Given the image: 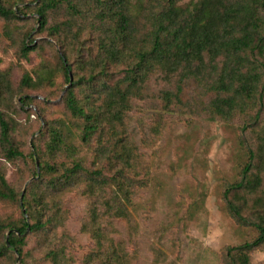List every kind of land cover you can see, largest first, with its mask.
Returning <instances> with one entry per match:
<instances>
[{"label": "rangeland", "instance_id": "obj_1", "mask_svg": "<svg viewBox=\"0 0 264 264\" xmlns=\"http://www.w3.org/2000/svg\"><path fill=\"white\" fill-rule=\"evenodd\" d=\"M49 1L3 0L19 9L20 19L0 17V111L23 155L9 162L0 149V175L16 194L13 201L0 200V224L48 223L27 234L22 264H231L240 256L227 250L253 241L254 223L264 220V88L260 99L258 91L222 118L211 103L224 59L212 62L204 54L187 73L136 69L135 55L151 49L166 0H127L123 31L120 10L108 11L107 0H69L77 15L65 4L47 14L46 27L58 29L54 37L39 33L35 13L38 3ZM198 1L178 2L176 22L188 20ZM29 33L36 48L23 58L21 42ZM112 49L118 55H108ZM246 54L255 65L261 61ZM62 55L71 83L84 78L81 84L65 82ZM131 69L142 82L121 107H107L106 88L124 89ZM259 73L261 88L264 70ZM24 76L32 86L21 85ZM69 90L95 120L97 129L86 140V122L66 108ZM248 150L255 157L250 179L259 178L260 185L254 193L228 195L248 221L242 224L223 193L241 179ZM75 165L84 172L71 173ZM7 233H0V245ZM247 256L249 264H264V246ZM21 261L0 257V264Z\"/></svg>", "mask_w": 264, "mask_h": 264}, {"label": "trees", "instance_id": "obj_2", "mask_svg": "<svg viewBox=\"0 0 264 264\" xmlns=\"http://www.w3.org/2000/svg\"><path fill=\"white\" fill-rule=\"evenodd\" d=\"M180 1L182 0H166L167 5L160 13L162 16L161 22L153 34L151 49L135 55L137 60L135 63L136 69L150 71L154 67H159L167 74H174L180 70L187 73L191 72L194 63L201 64L203 62L204 54L212 62H215L217 58H222L224 63L215 85L218 96L211 103L215 114L222 118L230 117L238 108L239 102L244 99H255L258 91L260 99L264 88V83L261 88L259 85L261 83L259 68L264 70V0H199L190 13L189 19L179 24L176 22L178 14L176 4ZM105 3L108 5V11L112 10V6L120 10L118 15L119 28L120 31L126 29L129 18L123 10L127 0H107ZM61 4H65L72 14H78L69 0H51L42 4L38 3L35 13L38 19L39 33L47 32L50 37L56 35L58 29L51 30L46 27L47 14ZM19 12V9L15 11L8 9L3 4V0H0L1 18L16 17L20 19L15 16V13L18 14ZM29 35L30 33L21 42L20 51L23 58H26L29 52L34 51L36 48V46H31L34 41L29 40ZM59 46L61 47V44ZM107 52L110 56L118 55L117 49ZM246 53L249 57L258 56L261 61L257 58V64H253L251 60L247 59ZM59 58L65 82L70 83L71 87L81 84L84 78H78L77 81L71 83L73 77L71 66L68 64L69 61L65 55ZM100 72H103V70ZM94 78L92 76L88 80L92 81ZM140 80L142 82V77L139 78V74L136 73L135 69L126 70L124 81L127 82V85L124 89L118 85L106 88L107 107L114 109L121 107V104L127 101L133 90L138 88ZM32 84L33 81L29 77L24 76L21 80L23 87H30ZM166 98L170 101V94ZM26 101H29V99ZM65 104L72 116L82 118L86 122L83 130V139L86 140L97 129L94 125V118L84 112L76 101L72 90L67 92ZM118 112V109L115 110L113 115ZM259 112L255 118H258ZM52 140L55 144L58 142L56 137H53ZM0 149L9 162L23 156L11 140L10 126L2 111H0ZM263 151L264 149H262ZM247 154V162L241 171V179L228 185L223 193L229 213L242 224H246L248 221L241 215L239 208L228 199V195L231 191L241 189H247L254 193L260 185L259 178L250 179L255 157L251 150H248ZM50 172H54V169L51 168ZM70 172L75 174L76 172H84V169L75 165ZM71 178L72 175L67 176L68 180ZM48 184L53 188L56 182L50 181ZM15 198L14 190L8 186L4 176L0 175V200L13 201ZM20 203L26 209L24 211V208H22L23 215H27L30 219L31 214L28 207H26V198L20 199ZM125 215L121 211L119 217H126ZM46 223L47 221L42 222L37 219L31 225L27 220H22L20 225L0 224V233L8 231L4 242L0 245V257H10L14 261L21 258L22 264L24 259L23 248L26 245L27 234L44 230ZM254 226L258 234L253 241L227 250L228 256L231 250L236 251L240 256L236 259L231 258L229 260L231 264L235 260L240 264H249L247 253L252 249L264 246V220L254 223Z\"/></svg>", "mask_w": 264, "mask_h": 264}, {"label": "water", "instance_id": "obj_3", "mask_svg": "<svg viewBox=\"0 0 264 264\" xmlns=\"http://www.w3.org/2000/svg\"><path fill=\"white\" fill-rule=\"evenodd\" d=\"M70 82H71V77L69 76ZM70 84V83H69Z\"/></svg>", "mask_w": 264, "mask_h": 264}]
</instances>
